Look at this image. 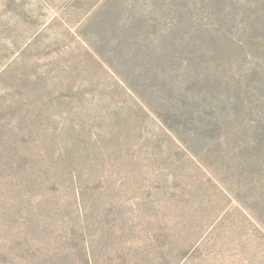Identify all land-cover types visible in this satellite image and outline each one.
Listing matches in <instances>:
<instances>
[{"label": "rangeland", "instance_id": "obj_1", "mask_svg": "<svg viewBox=\"0 0 264 264\" xmlns=\"http://www.w3.org/2000/svg\"><path fill=\"white\" fill-rule=\"evenodd\" d=\"M0 264H264V0H0Z\"/></svg>", "mask_w": 264, "mask_h": 264}]
</instances>
